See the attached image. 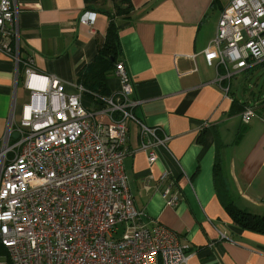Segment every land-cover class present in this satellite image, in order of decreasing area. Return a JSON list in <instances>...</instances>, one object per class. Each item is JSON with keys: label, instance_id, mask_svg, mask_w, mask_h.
Returning <instances> with one entry per match:
<instances>
[{"label": "crops", "instance_id": "1", "mask_svg": "<svg viewBox=\"0 0 264 264\" xmlns=\"http://www.w3.org/2000/svg\"><path fill=\"white\" fill-rule=\"evenodd\" d=\"M16 1L23 58L32 59L37 71L64 82L67 94H76L78 74L97 56L110 17L97 12L94 24L86 26L79 21L88 10L84 0ZM130 1L131 17H115L120 58L133 80L132 100L139 102L129 104V110L158 128L160 135L171 137L168 150H160L159 160L150 165L148 155L137 151L139 126L128 125L123 166L134 205L143 214L140 222L173 231L178 242L189 247L192 257L185 264H264V235L235 225L221 203L228 195L238 208L235 201L241 199L243 210L264 216V105H255L256 115L248 124L241 114H230L235 98L224 91L229 83L218 82L217 70L204 54L216 36L222 9L232 0ZM111 8L109 2L107 9ZM108 86L111 95L121 88L115 75L108 78ZM24 93L28 92L22 79L15 89L14 61L1 57L0 141L15 98L18 123ZM81 102L95 120L109 121L107 108L100 110L104 107L89 95L83 94ZM238 120L260 128L250 145L244 146L236 134ZM218 156L227 189L221 199L214 181ZM173 198L175 203L168 205ZM220 228L233 242L220 237Z\"/></svg>", "mask_w": 264, "mask_h": 264}, {"label": "built area", "instance_id": "2", "mask_svg": "<svg viewBox=\"0 0 264 264\" xmlns=\"http://www.w3.org/2000/svg\"><path fill=\"white\" fill-rule=\"evenodd\" d=\"M18 15L16 0H0V59L14 61L15 89L22 79L29 93L18 123L14 99L0 141V245L12 264L187 263L189 247L166 227L144 226L134 205L123 166L129 123L139 126L137 151L148 155L150 165L160 150H168L171 137L129 110L139 102L132 100L135 89L125 62L115 67L119 93L105 100L109 121H97L81 102L82 86L69 95L64 82L23 58ZM96 18L86 10L79 21L92 26ZM204 54L219 83L264 63V0H232ZM255 115L256 107L247 105L242 122ZM169 194L168 189L164 197ZM219 230L223 240L233 242ZM0 264H7L6 258Z\"/></svg>", "mask_w": 264, "mask_h": 264}, {"label": "trees", "instance_id": "3", "mask_svg": "<svg viewBox=\"0 0 264 264\" xmlns=\"http://www.w3.org/2000/svg\"><path fill=\"white\" fill-rule=\"evenodd\" d=\"M84 2L88 10L96 13L101 12L103 14H108L110 17L105 40L99 45L97 56L88 67L84 68L78 74V85L86 90V95H89L98 105L104 107L100 110H104L107 108L106 98L112 96L108 86V78L115 74L116 64L121 61L119 28L115 22V17L121 16L125 19H129L133 12V6L130 0H84ZM109 2L112 5L111 10L107 9ZM260 65L264 67V63ZM230 92L231 86L229 87V93ZM247 104L248 103H240L238 100L233 99L232 112H230V114H241ZM261 105H264V102L260 103V106ZM214 181L216 190L221 199V196L226 194L227 189L225 188L224 175L222 173L219 156L214 166ZM222 199L221 203L235 225L243 230L264 235V216L256 215L247 210L238 208L228 195L222 196ZM0 254L6 257L7 264H12L7 251L5 248L1 247V245Z\"/></svg>", "mask_w": 264, "mask_h": 264}, {"label": "rangeland", "instance_id": "4", "mask_svg": "<svg viewBox=\"0 0 264 264\" xmlns=\"http://www.w3.org/2000/svg\"><path fill=\"white\" fill-rule=\"evenodd\" d=\"M229 81H227V84ZM231 86V96H233L236 100L240 103H248L251 107H255L257 103L264 102V67L258 66L253 68L249 71H246L242 74L234 75L230 80ZM22 88H20L21 90ZM24 101H28V93H24ZM95 109V107H93ZM92 109V110H93ZM261 116L264 118V110H261ZM19 122V119H17ZM254 122H252L253 124ZM251 124V126H252ZM251 126H244L238 120V136L244 141V146L248 143L249 145L253 143L255 139V135L260 129L258 126H255L253 129ZM236 137V135H235ZM257 137V136H256ZM260 200L258 203L261 204ZM235 203L243 209V202L241 199H237ZM263 203V202H262ZM251 210H258L261 212L260 209L252 208ZM254 212V211H252ZM3 257V254H0V260Z\"/></svg>", "mask_w": 264, "mask_h": 264}]
</instances>
